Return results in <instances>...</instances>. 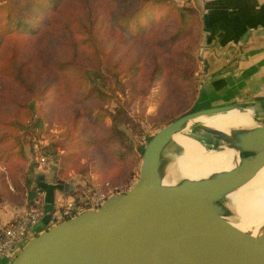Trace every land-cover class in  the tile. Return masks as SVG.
<instances>
[{"label":"trees","instance_id":"16d2710c","mask_svg":"<svg viewBox=\"0 0 264 264\" xmlns=\"http://www.w3.org/2000/svg\"><path fill=\"white\" fill-rule=\"evenodd\" d=\"M201 28V17L192 4L179 6L172 0H0V165L14 190L1 176L0 195L19 196L20 201L25 191L28 199L36 192L29 190L24 171L28 164L24 150L29 144L24 134L44 123L38 117L27 125L38 113L29 94L44 81L45 87L36 93L40 113L48 111V119L66 129L83 123L72 142L51 144L62 151L57 181L62 183L72 170L79 173L86 151L93 152L83 158L93 169L88 171L83 164L85 185H77L72 195L95 185L115 187L119 185L115 181L128 178L144 149L138 147V157L116 125L119 112L108 108L120 104L116 88L125 79H139L149 72L151 85L161 83L159 109L175 94L189 102L188 111L180 117L192 112L197 97L192 52ZM99 36H108L113 43L104 49ZM127 44L142 50L126 69L118 71L111 60ZM90 60L104 63L109 75L97 70L89 79L85 63ZM132 128L138 130L136 125Z\"/></svg>","mask_w":264,"mask_h":264},{"label":"water","instance_id":"95a60500","mask_svg":"<svg viewBox=\"0 0 264 264\" xmlns=\"http://www.w3.org/2000/svg\"><path fill=\"white\" fill-rule=\"evenodd\" d=\"M236 67L237 62L222 73ZM260 106L259 101H245L195 108L177 118L148 141L137 181L127 193L46 229L48 212L39 223L44 231L30 239L10 264H264V228L253 235L229 223L224 213L207 212L229 188L228 172L195 181L182 179L173 186L162 182L167 167L162 149L189 121L238 108L255 110L257 118ZM191 134L214 151L236 152L239 160L264 152V122L258 118L250 128L226 133L196 125ZM165 160L169 163L170 155ZM36 180L44 183L46 177L38 175ZM60 189L65 194L75 190L69 184ZM48 190L44 203L52 205L47 200L52 199L53 188Z\"/></svg>","mask_w":264,"mask_h":264},{"label":"crops","instance_id":"0c3cea01","mask_svg":"<svg viewBox=\"0 0 264 264\" xmlns=\"http://www.w3.org/2000/svg\"><path fill=\"white\" fill-rule=\"evenodd\" d=\"M181 4H192L201 17V42L198 50V92L195 106L198 109L233 104L245 101H259L264 107V0H180ZM237 62L236 69L222 73L227 67ZM33 139V140H32ZM24 152L30 158V142ZM37 140V143H45ZM29 162V160H28ZM2 166L0 165V170ZM53 170V167H52ZM54 171L38 167L30 168L28 178L29 190H38L47 197V190L53 188V193L46 205L49 210L56 200L64 198L60 187L69 184L76 188L78 184L85 185L81 179L75 182L62 181L55 183ZM33 174V178L30 176ZM44 175L46 182H37L36 177ZM22 181L23 187H26ZM36 183V186H32ZM8 188L14 192L8 181ZM49 191V190H48ZM71 192L70 189H68ZM0 203V226L10 224L24 209L28 193L24 199L16 201L7 195Z\"/></svg>","mask_w":264,"mask_h":264},{"label":"rangeland","instance_id":"374dc122","mask_svg":"<svg viewBox=\"0 0 264 264\" xmlns=\"http://www.w3.org/2000/svg\"><path fill=\"white\" fill-rule=\"evenodd\" d=\"M172 1L178 4L179 6L184 5L181 4L180 0H172ZM99 37L103 45V48L104 45L110 47L111 44L113 43L112 40L108 39V36H99ZM200 42H201V38L199 40L197 47L192 52L195 60V64L197 66V70L194 76L197 84V92H198V84H199L198 69H199L200 60L198 57V50H199ZM141 50L142 47H140L139 45H133V44L124 45L121 51L111 60V65L116 67L118 71H123L131 63V61L133 62V60L136 57H138V52H141ZM85 66H87L86 74L91 80L96 76L97 70H99L103 76L109 75V73L106 70L105 64L102 63L101 61L90 60L85 63ZM148 76H149V72L139 79L132 77L130 79L123 80L122 85H120L119 88H116V91L118 92V99L120 100V104L118 105V107L115 106L114 104L108 107L110 111H114L115 109H117V111L119 112V117L116 121V125L120 130L124 132L128 141L132 143V145L135 148V152L138 154L137 155L138 157H139V153L137 152L138 147H143L144 149V147L148 143V139L153 137L160 129L165 127L164 124L166 122L173 119L176 120L177 118L180 117L181 114L186 113L189 109L188 106L189 102L187 101V99L183 96H175V94L172 96V100L168 105H166L162 109H159L158 90L159 87L161 86V83L156 82L154 85L153 84L151 85ZM45 85H46V81L37 84L34 92L32 94H29L31 99V104L35 106L34 112H38V113H35L33 115V118H31L32 120L27 122V125L31 126L34 123V119H37L38 117L43 118L44 123L41 127L37 129H33V128L29 129V131L24 134L25 136L24 138L27 141L29 138L32 137L36 139L30 142L29 145L30 150L33 146L32 144L34 142H37V140H43V141L46 140L45 143H41L43 147L42 152L52 153L54 157V164L52 167H58V156L62 154V151L59 146L51 147V144L56 142L65 143V144L72 142L75 139L76 134L79 133V129L83 123L77 122V125L75 127H69L68 129H66L65 126H59V124H57L55 120H52L50 118L49 120L48 117L46 116V113L48 111L44 112V114L40 113L39 111L40 103L36 99V93L41 91L45 87ZM196 107L197 106L194 105L193 109H195ZM260 108L262 109V112H260L257 118L259 119V122H264V107L260 106ZM105 123L109 124L110 120L106 119ZM133 125H136L138 127V130L134 131L132 128ZM203 126L212 129L207 124ZM232 128H235V126H231V129ZM237 128L238 127H236L235 129ZM191 135L193 134H191V130H190L184 135V139L197 145L198 147L204 149L205 151L211 150V148H207L204 143L197 141L196 139L191 137ZM57 149L60 150L61 153H57ZM92 153L93 152L86 151L85 153L82 154L80 159L81 162L79 166L80 171L78 174H76L72 170L71 172L63 176L64 178L62 180L74 183L76 180L81 179L85 183L86 177H85V173L82 170V166L84 164L85 167H87L88 171L89 169H91V167L93 169V166L87 165L86 161L83 158L90 157ZM168 153L169 152L167 151L166 156L168 155ZM28 160L29 162L24 169L25 174L29 173V169L31 167L32 168L37 167V165H34L31 162V158H28ZM140 162H141V158H140ZM140 162L138 166L133 167L131 169L129 176L130 178L128 177L123 180L115 181L116 184H119L115 187L122 188L124 186H127L133 180V177L135 176L138 177ZM52 167L46 168L45 170L53 171ZM1 176H3L4 180L8 184L9 180L8 177L6 176V171L4 167H2L0 170V177ZM55 177H56V173L55 175L53 174V180H57ZM22 181L25 183L24 178ZM98 187L102 188L99 185ZM75 190L69 192V194L75 192ZM16 197L19 198V196ZM16 197L15 200L18 201ZM5 198L6 197L4 195L3 196L0 195V203L4 202ZM16 255L17 254H15V257ZM9 263L10 261H8L7 259L4 258L0 259V264H9Z\"/></svg>","mask_w":264,"mask_h":264},{"label":"bare ground","instance_id":"6f19581e","mask_svg":"<svg viewBox=\"0 0 264 264\" xmlns=\"http://www.w3.org/2000/svg\"><path fill=\"white\" fill-rule=\"evenodd\" d=\"M255 110L238 108L234 111L200 117L187 123L186 129L166 144L162 153L167 164L164 186H173L182 179L200 180L215 173H229L230 185L207 212L224 213L229 223L241 231L258 235L264 228V152L248 155L239 160L229 150L205 151L184 139L196 125H209L212 129L230 130L250 128L255 124ZM231 126L235 128L231 129ZM171 157L168 163L166 153ZM160 161H163L160 159Z\"/></svg>","mask_w":264,"mask_h":264},{"label":"built area","instance_id":"2783aa9c","mask_svg":"<svg viewBox=\"0 0 264 264\" xmlns=\"http://www.w3.org/2000/svg\"><path fill=\"white\" fill-rule=\"evenodd\" d=\"M42 150L41 143L32 146L31 162L40 169L51 168L54 164L53 154L42 152ZM57 153L61 151L57 149ZM137 178V176L133 177L129 185L122 188L111 187L109 184H105L102 188L95 185L93 188L82 190L78 195L68 194L56 200L50 210L46 209L43 194L36 190L18 216L10 224L0 226V259L4 258L11 262L15 254H18L30 239L42 233L44 229L39 228V223L48 212L50 216L46 229L55 227L85 211L99 209L108 198L127 193Z\"/></svg>","mask_w":264,"mask_h":264}]
</instances>
